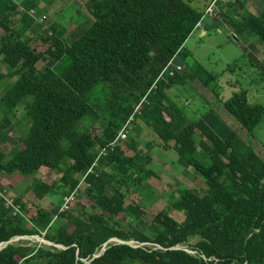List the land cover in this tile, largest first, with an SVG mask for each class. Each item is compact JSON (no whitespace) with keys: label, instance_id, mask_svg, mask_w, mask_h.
I'll use <instances>...</instances> for the list:
<instances>
[{"label":"trees","instance_id":"trees-1","mask_svg":"<svg viewBox=\"0 0 264 264\" xmlns=\"http://www.w3.org/2000/svg\"><path fill=\"white\" fill-rule=\"evenodd\" d=\"M42 1L0 0V177H20L16 187L40 175L13 199L21 213L0 195V244L38 235L54 246L9 243L0 264H264V160L235 131L222 139L202 118L190 121L167 95L186 80L208 86L216 79L197 60L187 73L175 64L204 12L185 0H88L85 31L74 40L64 21L39 22ZM238 6L244 9L240 0L219 4L232 33L264 45V12L228 16ZM44 56L54 66L40 69ZM223 105L250 133L264 118V105L250 103L244 90ZM139 123L151 132L145 154L136 139L110 147L124 126L128 137ZM196 133L208 151L199 150ZM156 146L205 181L202 191L186 187L171 202L182 222L128 203L129 190L160 179L151 166Z\"/></svg>","mask_w":264,"mask_h":264},{"label":"rangeland","instance_id":"rangeland-1","mask_svg":"<svg viewBox=\"0 0 264 264\" xmlns=\"http://www.w3.org/2000/svg\"><path fill=\"white\" fill-rule=\"evenodd\" d=\"M51 1V4L50 0L42 1L41 8L43 13L39 18V22L48 24L49 26L56 21L62 20L65 22L67 28L72 29L71 38L74 40L78 39L85 31L83 24L86 15H89L88 8L86 7L88 0ZM185 1L190 2L198 11L204 10L206 1L211 2V0ZM240 1L244 3V9L238 6L237 12H227L228 16L240 20L244 14L252 13L259 15L264 12V0ZM78 11L79 15H77ZM223 11L226 12V9L223 8ZM208 22H210V17L206 18L205 23ZM215 22L219 26L211 28L212 30L204 38H201L198 35L199 33H197L188 43L186 42V53L180 60L185 66L186 73L187 71L190 72L191 67L197 60L216 79L208 86L197 80H186L183 84H176L169 89L167 91L168 98L184 110L190 121L198 119L203 115L206 120L203 119L223 138L226 137V134L222 132L224 128L226 132L235 131L264 160V118L253 133H250L223 105L224 102L231 98L234 92H238L239 90L247 92L250 103L264 105V45L255 36L248 38V41L245 42L236 40L233 37L228 19L219 12L218 19ZM80 24H82L81 27L77 28ZM33 47L40 52H44L47 49V46L39 45L38 43H33ZM187 51L192 56H187ZM54 64V59L44 56L38 67L44 69L45 67H52ZM9 82H6L5 85L9 84ZM3 93H0V97ZM1 115L0 113V117ZM100 132L98 131L97 133ZM150 133L144 124L139 123L137 128H129L126 142L136 139V141H139V150H142L145 154L147 152L145 142L149 140ZM17 136L18 129L16 128L7 142L9 148L17 144ZM195 139L200 151H208L209 143L202 134L196 133ZM172 149L175 151L174 146ZM127 153L129 155L134 154L132 151H127ZM151 155L153 158L151 166L156 170L160 179H153L148 184H143L144 187L140 190H129L128 203L130 201L140 202L154 212L167 210L174 219L182 222L184 216L171 209V202L178 197L180 190L186 187L191 186L202 191L206 187L205 181L186 161L172 152L168 153V151L166 152L156 146ZM38 178H40V175L23 178L18 186L12 187L11 184L17 183L20 177L1 176L0 184L6 188L2 192L8 199L13 200L21 195L26 188H29L34 180ZM122 191L126 192L125 188ZM70 204L72 205V203ZM76 204L78 205L75 202L72 207H77ZM83 205L88 212H92L88 200L84 199ZM54 206L55 204L51 200L43 203L44 209L47 210L52 209ZM148 219H151V217H148ZM23 240L32 244H45L47 242V240L38 235L28 236ZM198 241L199 238H192L190 239V244L193 245ZM111 242L119 241L114 239Z\"/></svg>","mask_w":264,"mask_h":264},{"label":"built area","instance_id":"built-area-1","mask_svg":"<svg viewBox=\"0 0 264 264\" xmlns=\"http://www.w3.org/2000/svg\"><path fill=\"white\" fill-rule=\"evenodd\" d=\"M225 1H226V0H212L211 3H210V5L208 6V8H207L206 11H205V17H206V16H214V15L218 12V4H220V3H222V2H225ZM205 17H204V18H205ZM204 18H203V19H204ZM203 19H202V20H203ZM202 26H203V25H202V21H200V22L197 24L196 28H199V27H202ZM173 62H174V60H171V61L169 62V64L167 65L166 69H168L170 66L174 65ZM176 68H177V70H181V69H182V67L179 66V65H177ZM166 69H165V70H166ZM126 138H127V126H124V127L121 129V131L119 132V134H118L117 138L115 139V141L110 145V147L113 148V146L116 145L120 140H123V139H126ZM106 153H107V149H103V150L101 151L100 156H101V155H105ZM0 195L3 196V197L5 198L7 206L13 208L15 214H17V213H21V210H20L19 206H17V205L14 204V200H10V199H8V198L3 194L2 191H0ZM71 199H72V197L67 198L66 203H68ZM64 207H66V205H65ZM26 237H28V236H26ZM26 237H25V236H17V237H15V238H13V239L11 240L10 243H16V242H19L20 240H23V239H25ZM44 242H45V241H44ZM121 243H122V242H121ZM45 244H46V245H49V246H54V244L51 243V242H49V241L45 242ZM129 244H131L132 246H136V247L144 245V244L136 243V242H134V241L129 242ZM0 245H3V246H1V248H4V246H6L7 243H3V244H0ZM57 247H61V246H58V245H57ZM175 248H176V249H183V250L187 251L188 253H190V254H192V255L195 254V252H194L193 250H191V249L189 248L188 245H187V246L179 245V246H176ZM85 262H87V261H85Z\"/></svg>","mask_w":264,"mask_h":264},{"label":"crops","instance_id":"crops-1","mask_svg":"<svg viewBox=\"0 0 264 264\" xmlns=\"http://www.w3.org/2000/svg\"><path fill=\"white\" fill-rule=\"evenodd\" d=\"M210 4V1L208 2V1H206V5H205V7H204V10H203V12L205 11V9L208 7V5ZM215 18H217L218 19V13H217V15H214L213 17H210V22H208V23H205V21H206V18L203 20V22H202V24H203V27H201V28H198V29H195V31L193 32V34L190 36V38L187 40V43L190 41V39L191 38H193V36L195 35V34H197V33H199L198 35L201 37V38H204L206 35H207V31H206V29L207 28H216V27H218L219 25L215 22V20H217V19H215ZM240 40V39H239ZM175 64L176 65H179V66H181V67H183V69H185V66H184V64H183V62L180 60V59H176L175 60ZM202 117H199V118H204L205 119V117H203V115H201ZM203 119V120H204ZM206 120V119H205ZM204 120V121H205ZM206 122V121H205ZM207 124H208V122H206ZM209 125V124H208ZM215 131V130H214ZM222 132H223V134H226V137H221V135H219L217 132V134L222 138V139H225V138H227L228 137V135L230 134V132L229 131H225V128H224V130H222Z\"/></svg>","mask_w":264,"mask_h":264},{"label":"clouds","instance_id":"clouds-1","mask_svg":"<svg viewBox=\"0 0 264 264\" xmlns=\"http://www.w3.org/2000/svg\"><path fill=\"white\" fill-rule=\"evenodd\" d=\"M211 1H212V0H211ZM225 2H226V1H225ZM225 2H222V3H225ZM210 3H211V2H210ZM222 3H220V4H222ZM209 5H210V4H209ZM209 5H208V6H209ZM207 8H208V7H207ZM207 8H206V9H207ZM206 9H205V11H206ZM205 11H204V16H203V18L205 17ZM218 12L220 13L219 4H218ZM218 12H217V13H218ZM217 13H216L215 15H217ZM207 17H213V16H206L205 18H207ZM203 18H202V19H203ZM205 18H204V19H205ZM202 19H201V21L203 22L204 19H203V20H202ZM202 25H203V24H202ZM202 27H203V26H202ZM199 28H201V27H199ZM196 29H198V28H196ZM233 34H234V33H233ZM235 36H236V35H235ZM173 63H174V62H173Z\"/></svg>","mask_w":264,"mask_h":264},{"label":"water","instance_id":"water-1","mask_svg":"<svg viewBox=\"0 0 264 264\" xmlns=\"http://www.w3.org/2000/svg\"><path fill=\"white\" fill-rule=\"evenodd\" d=\"M233 37H234L236 40H239V38L236 37L235 34H233ZM113 240H114V239H113ZM117 240H118V239H117ZM118 241H119V243L122 242V241H120V240H118ZM10 242H11V241H10ZM10 242H8L7 245H8ZM122 243H123V242H122ZM7 245H6V246H7ZM6 246H4V247H6ZM1 249H3V248H1V245H0V250H1Z\"/></svg>","mask_w":264,"mask_h":264}]
</instances>
